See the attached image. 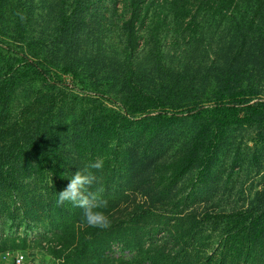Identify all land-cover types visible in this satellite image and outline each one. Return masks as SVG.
Instances as JSON below:
<instances>
[{
  "label": "rangeland",
  "instance_id": "1",
  "mask_svg": "<svg viewBox=\"0 0 264 264\" xmlns=\"http://www.w3.org/2000/svg\"><path fill=\"white\" fill-rule=\"evenodd\" d=\"M77 1L84 10L89 7L90 2H94L85 14L87 22L81 30L83 43L78 49L70 47V38L61 29L60 35V17L53 12L61 13V10L73 5V0H36V4H33L39 17L37 21L34 19L30 29V36L34 40L27 42L31 48L36 47L39 51L37 45H40L43 50V56L39 60L43 64V70L48 71V81L39 79L24 69L23 56L28 55L23 54L21 45L15 43V40L0 38L2 49H14L8 53L3 52L20 74V81H17L18 96L13 108L15 105L16 110H19L32 98L35 100L54 92L55 98L63 104L60 119L68 123L72 135L73 132H82L86 125L91 126L93 117L106 115L100 104L108 109L122 111L123 100L115 86V70L118 60L125 58L123 25L132 15L131 0ZM219 6L215 0H145L137 27V75L141 83L156 94L166 97V90L174 89L185 101L168 98L165 100L166 108L159 111L168 112L169 116L176 114L181 120H171L156 130L155 124L151 123L145 134L132 135V141L129 140L138 147L145 141L153 140V137L158 138L156 143H163L165 147L158 155L147 159L148 165L144 164L145 168L140 170V176L145 173L147 176L141 181V185L135 187V191H128L129 197L122 201L123 208L116 217L117 220L122 217L130 218L139 205H145L146 192L150 193L147 197L152 202L151 197L160 190V185L164 180L168 181L166 177L172 171L169 167L171 162L185 155L197 134L200 136L203 130H208L207 121L192 116L201 104L205 107L215 104L220 89L218 76L230 65L241 44L236 40L233 25L234 6L225 10L226 13L217 10ZM255 9V6L251 11L248 9L247 17L253 18ZM53 17H58L57 21L53 22ZM256 24H260L259 28L256 27V37L261 38L259 34L264 31V18L261 20L259 17ZM40 37L43 40H39ZM256 41L261 49H250L240 64L241 68L249 70L250 85L252 84L249 85L250 88L260 92L256 100L264 102V40ZM74 50L83 59L82 65L75 73H68L70 67L65 60L74 58ZM5 58L0 53V71L5 67ZM91 79L96 83L92 80L94 85L89 86ZM50 85L56 86L55 91L50 89ZM141 118L140 115L134 117L135 129ZM254 134L255 128L252 126L235 125L224 133L225 140L219 145L217 153L208 157L207 170L202 167L205 165H200L178 184L174 192L168 193L166 197L157 195L156 202L151 204L155 216L143 220L146 230L151 232L150 239L147 237L148 246L153 242L155 250L158 247L175 253L184 245L183 239L179 246L174 244L172 235H179L176 231L181 223L187 228L193 220L180 221L179 217H175L178 210L192 212L194 218L199 220L238 208L254 198L257 190L264 184V149L254 148ZM205 136L202 139L205 150L208 151L207 145L212 146V138ZM83 147L82 144L77 143L75 146L74 143H68L62 148L64 168L67 169L69 164L70 171L76 173L93 163L90 162L89 151L82 152ZM140 150L138 149V153L145 155V148ZM53 177L51 165L32 169L31 178L24 185L23 200L18 195L20 200L16 201L23 208L26 206L32 210H22L14 221L3 213L0 216V240L9 238L10 248L22 246L26 242V251L22 252L40 264L59 263L49 254V249L60 245L58 237L70 236L67 231L62 233L63 230L55 226L56 221L52 225L53 220H60V213L57 215V212H50V204L46 201V196L49 195L47 192H55L47 189L55 184ZM56 182L59 184L58 191L66 188L63 180ZM97 184L100 185L99 182ZM145 186L151 189L147 191ZM154 186H159L157 191L152 190ZM5 196L6 192H3L1 197ZM31 198L38 201V204H30ZM66 205L67 208L74 207L71 203ZM9 206L10 204L3 205L2 212H7ZM212 219L216 220L214 217ZM216 227L217 225L210 223L201 225V229L198 228L200 234L193 242L194 246H201L205 250L214 248ZM122 248V245H115L114 254L118 256ZM16 249L18 248H11L3 253Z\"/></svg>",
  "mask_w": 264,
  "mask_h": 264
},
{
  "label": "trees",
  "instance_id": "2",
  "mask_svg": "<svg viewBox=\"0 0 264 264\" xmlns=\"http://www.w3.org/2000/svg\"><path fill=\"white\" fill-rule=\"evenodd\" d=\"M215 1L220 4L217 10L222 13L234 6L233 25L236 40L241 44L230 65L218 76L220 89L215 104L208 107L201 104L192 116L207 121L208 130H203L200 136L197 134L185 155L171 162L169 167L172 171L166 177L168 181L164 180L160 185L159 193V186L152 187L153 191H157L154 195L156 198L151 197L150 202L147 197L150 193L146 192L145 205H139L128 219L116 218L123 208L122 201L129 197L128 191H135V187L141 185V181L146 178V173L140 176V170L145 168L144 164L148 165L147 159L158 155L165 147L163 143H156L158 138L153 137V140L145 141L138 147L129 140L132 141V135L145 134L151 123L155 124L156 130L171 120H181L176 114L169 116L168 112L159 111L166 108L165 100L168 98L173 101H185L174 89L166 90V97L156 94L143 85L137 75V27L145 0L130 1L132 15L123 25L125 58L118 60L115 70V86L118 87V94L123 100L122 111L108 109L100 104L106 115L93 117L96 112L93 113L91 126L86 125L82 132H73V135L68 123L60 119L63 104L58 102L54 92L51 95L39 96L35 100L32 98L19 110H16L15 105L13 108L14 100L18 96L17 81H20V74L3 52L8 53L14 49L0 47V53L6 56L5 67L0 71V216L3 213L14 221L22 210L30 212L31 208H23L16 201L20 198L23 200L24 185L27 179L31 178L32 169L51 165L55 184L47 189L55 192H47L49 195L47 194L46 201L50 204V212H57V215L60 213V220H53L52 225L56 221L55 226L63 230L62 233L67 231V234H70L66 238L58 237L60 245L49 249V254L60 264H264V184L247 204L214 215L216 220H213V217L197 220L192 212L185 213L183 209L175 212V217H179L180 221L193 220L187 228L181 223L176 231L179 235H172L174 244L179 246L182 239L184 243L175 253L158 247L155 250L153 242L148 246L147 237L150 239L151 232L143 225V220L155 216L151 204L156 202L157 195L166 197L168 193L174 192L178 184L198 166L205 165L202 167L207 170L210 155L217 153L219 145L225 140L224 133L235 125L245 124L255 128L252 138L254 148L264 149V102L256 100L260 92L250 88L252 84L250 85L249 70L241 68L240 64L250 49H261L256 40H264V31L259 34L261 38L256 37V27L259 28L262 24H256V21L259 17L261 20L264 18V0ZM77 2L73 0V5L61 10V13L53 11L60 17L58 32L61 35L62 30V33L68 35L70 47L74 49H78L83 43L81 30L87 22L85 14L94 3L90 2L89 7L84 10ZM34 3L36 4V0H0V38L15 40V43L21 45L23 54L28 55L23 56L24 69L37 78L48 81V71L43 70V64L39 60L43 56V50L40 45H37L39 51L36 47L31 48L27 42L34 40L30 36V29L34 19L37 21L39 17V12L33 7ZM253 6L256 7L253 18L247 17L248 9L251 11ZM57 18L53 17V22L57 21ZM39 40L43 38L40 37ZM73 55L74 58L65 60L66 65L70 67L68 73H75L82 65L83 59L77 50L73 51ZM92 80L89 81V86L94 85L93 81L96 83ZM50 89L55 91L56 86L50 85ZM136 115L142 118L135 129ZM204 135L212 138V146L207 145L208 151L205 150L202 139ZM68 143H74L75 146L77 143L82 144V152L89 151L90 162L98 159L104 161V166L99 171L91 169L89 162L88 170L95 180L88 191L97 193L98 197L106 202L105 212L111 222L106 229L88 227L82 220L83 209L76 206L67 208L66 204L69 202L63 205L57 203L59 184L56 181L63 180L67 186L70 175L75 174L70 171L69 164L67 169L63 167L62 148ZM140 148H145V155L138 153ZM146 189L149 191L151 187ZM3 192H6L5 197H1ZM29 203L36 205L38 201L31 198ZM7 204H10L8 211L2 212L3 205ZM208 223L217 225L214 248H196L193 242L200 234L199 229L201 225L206 226ZM9 241V238L0 240V264L5 254L3 252L11 248L18 249L10 252L26 251V242L22 243V246L10 248ZM15 242L16 239L13 240V243ZM115 245L123 246L118 256L114 254Z\"/></svg>",
  "mask_w": 264,
  "mask_h": 264
},
{
  "label": "clouds",
  "instance_id": "3",
  "mask_svg": "<svg viewBox=\"0 0 264 264\" xmlns=\"http://www.w3.org/2000/svg\"><path fill=\"white\" fill-rule=\"evenodd\" d=\"M103 159L91 163V169H102ZM95 177L86 167L79 169L74 175H70L66 188L57 193V203L60 205L69 202L83 209V222L91 228L106 229L110 226V219L105 212L106 202L98 197L97 193H90L89 187L93 184ZM51 259V257H48Z\"/></svg>",
  "mask_w": 264,
  "mask_h": 264
},
{
  "label": "built area",
  "instance_id": "4",
  "mask_svg": "<svg viewBox=\"0 0 264 264\" xmlns=\"http://www.w3.org/2000/svg\"><path fill=\"white\" fill-rule=\"evenodd\" d=\"M1 264H40L36 263L27 253L22 251L17 252H9L3 255ZM44 264V263H41ZM51 264H58V263H51Z\"/></svg>",
  "mask_w": 264,
  "mask_h": 264
}]
</instances>
